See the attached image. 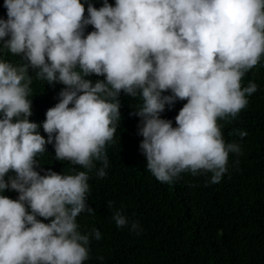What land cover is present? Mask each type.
<instances>
[{
    "label": "clouds",
    "instance_id": "clouds-1",
    "mask_svg": "<svg viewBox=\"0 0 264 264\" xmlns=\"http://www.w3.org/2000/svg\"><path fill=\"white\" fill-rule=\"evenodd\" d=\"M100 1L4 0L0 47L23 63L0 58V264L89 259L91 241L102 233L81 231L77 217L94 212L89 173L107 174L105 149L121 120V91L142 101L137 109L133 100L122 105L140 118L139 148L159 182L211 173L210 183H219L229 154H242L238 143L225 141L219 121L235 119L258 90L255 82L242 86V78L264 57V0ZM29 68L37 79L65 86L46 112L47 139L28 119ZM92 74L104 80L86 79ZM178 100L187 102L174 127L161 114ZM47 144L56 160L86 171L42 175L37 157ZM6 189L18 198L3 195ZM112 219L117 228L129 226L123 209ZM139 229L131 222L130 231Z\"/></svg>",
    "mask_w": 264,
    "mask_h": 264
},
{
    "label": "trees",
    "instance_id": "trees-1",
    "mask_svg": "<svg viewBox=\"0 0 264 264\" xmlns=\"http://www.w3.org/2000/svg\"><path fill=\"white\" fill-rule=\"evenodd\" d=\"M108 3L114 6L115 0ZM0 11H7L4 0H0ZM0 58L23 63L2 47ZM28 74L32 78L28 119L41 125L39 132L47 139L42 128L46 112L59 102L65 86L37 79L31 68ZM103 78L86 77L93 83ZM249 82H255L258 90L248 97L247 106L235 119L219 121L225 141L238 143L242 154H229L228 171L215 184L210 183L211 173H182L171 184L152 176L139 148L143 139L138 135L140 118H132L130 104L122 105L133 100L137 109L142 101L121 91V120L105 149L107 174L100 178L96 170L89 173L87 203L94 212L77 217L81 231L96 228L102 233V239L91 241L85 264H264V57L242 78V86ZM186 102L178 100L170 109L166 106L161 117L172 120L175 127V117ZM239 131L247 135L242 138ZM37 161L36 170L42 175L48 169L60 174L86 171L67 160H56L53 144L46 145ZM94 163L96 169L102 167L101 162ZM3 195L17 199L19 193L6 189ZM109 201L114 208L108 207ZM118 209H123L129 226L117 228L112 216ZM133 221L140 224L137 232L129 230Z\"/></svg>",
    "mask_w": 264,
    "mask_h": 264
}]
</instances>
